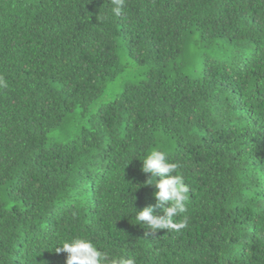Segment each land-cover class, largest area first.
I'll list each match as a JSON object with an SVG mask.
<instances>
[{"label":"trees","instance_id":"obj_1","mask_svg":"<svg viewBox=\"0 0 264 264\" xmlns=\"http://www.w3.org/2000/svg\"><path fill=\"white\" fill-rule=\"evenodd\" d=\"M110 9L0 0V264H66L75 236L136 264H264V0ZM152 149L189 187L179 231L136 224Z\"/></svg>","mask_w":264,"mask_h":264},{"label":"clouds","instance_id":"obj_2","mask_svg":"<svg viewBox=\"0 0 264 264\" xmlns=\"http://www.w3.org/2000/svg\"><path fill=\"white\" fill-rule=\"evenodd\" d=\"M126 0H108L111 13L117 17L124 14ZM7 87L6 81L0 76V88ZM179 165L169 160L165 151L152 149L142 159V171L150 174L147 185H154L157 191L154 196L156 205L149 204L142 210L135 207L136 224L146 223L152 234L167 229L179 231L185 224L177 223L175 218L184 214L189 200V187L184 177L178 171ZM157 206H163V214L156 212ZM57 253H67L66 264H136L134 257L127 259L112 258L101 251L97 245L86 236L66 238L55 247Z\"/></svg>","mask_w":264,"mask_h":264}]
</instances>
